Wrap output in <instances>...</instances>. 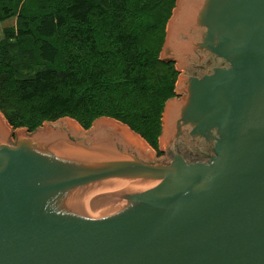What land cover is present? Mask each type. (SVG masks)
Masks as SVG:
<instances>
[{"label": "water", "instance_id": "obj_1", "mask_svg": "<svg viewBox=\"0 0 264 264\" xmlns=\"http://www.w3.org/2000/svg\"><path fill=\"white\" fill-rule=\"evenodd\" d=\"M168 37L166 158L111 118H0V264H264V0H176Z\"/></svg>", "mask_w": 264, "mask_h": 264}, {"label": "trees", "instance_id": "obj_2", "mask_svg": "<svg viewBox=\"0 0 264 264\" xmlns=\"http://www.w3.org/2000/svg\"><path fill=\"white\" fill-rule=\"evenodd\" d=\"M176 0H0V110L12 129L71 117L126 124L154 149L175 63L160 57ZM159 153V152H158Z\"/></svg>", "mask_w": 264, "mask_h": 264}, {"label": "rangeland", "instance_id": "obj_3", "mask_svg": "<svg viewBox=\"0 0 264 264\" xmlns=\"http://www.w3.org/2000/svg\"><path fill=\"white\" fill-rule=\"evenodd\" d=\"M16 17H13V18H10L8 20H5V21H0V40L4 38V29L7 28V27H14L16 26ZM168 40V38H167ZM167 44V43H166ZM164 46V45H163ZM166 47V46H165ZM165 47L162 49V51L160 52V57L162 58L164 53H165ZM175 63V62H174ZM177 63H175V66L177 68ZM179 71V76H178V79H177V82H176V88H175V91L177 92V88H178V84H179V81L183 75V70H178ZM178 93V92H177ZM178 95L180 96L181 94L178 93ZM176 97V96H175ZM166 112H167V109H166ZM165 112V114H166ZM0 118L2 119V121L5 123V125L8 127V129L10 130L11 132V136H10V141L13 143L16 141V136L14 134V132L16 131V129H12V127L9 126V124L7 123L4 115L2 114V111L0 110ZM164 118H165V115H164ZM64 120H70V121H73L75 122L84 132L85 131H89L91 128L94 127V124L95 122L98 120H94L92 121L91 123H88L87 125H84L82 124L79 120L75 119V118H71V117H64V118H60L58 119L57 121L55 122H50V123H46V124H56L57 122H60V121H64ZM164 121V120H163ZM123 124V123H122ZM125 128L127 127L128 130H130L133 134H135L136 136H138L139 138H141L144 143L152 150V152L154 153V157L155 158H160V157H163V158H166V152L163 150V147H162V140H163V135L162 137L160 136L159 139H158V150L154 149L146 140H144L140 135H138L137 133H135L134 131H132L126 124H124ZM18 129V128H17ZM162 134V133H161ZM159 152V153H158Z\"/></svg>", "mask_w": 264, "mask_h": 264}, {"label": "bare ground", "instance_id": "obj_4", "mask_svg": "<svg viewBox=\"0 0 264 264\" xmlns=\"http://www.w3.org/2000/svg\"><path fill=\"white\" fill-rule=\"evenodd\" d=\"M177 9H178V6H177V8L175 9L174 14H175V12H176ZM174 14H173V17H172L170 23L172 22V20H173V18H174ZM170 23H169V27H170ZM169 27H168V31H169ZM168 41H169V37H168V40H167V44H168ZM167 44H166L165 46H167ZM165 50H166V47H165ZM168 105H169V103H168ZM168 105L166 106V109H167ZM166 109H165V112H166ZM164 115H165V113H164ZM163 120H164V118H163ZM163 125H164V121H163Z\"/></svg>", "mask_w": 264, "mask_h": 264}, {"label": "flooded vegetation", "instance_id": "obj_5", "mask_svg": "<svg viewBox=\"0 0 264 264\" xmlns=\"http://www.w3.org/2000/svg\"><path fill=\"white\" fill-rule=\"evenodd\" d=\"M195 72L194 71H192V73L191 74H194ZM189 74V73H188ZM176 92V91H175Z\"/></svg>", "mask_w": 264, "mask_h": 264}]
</instances>
